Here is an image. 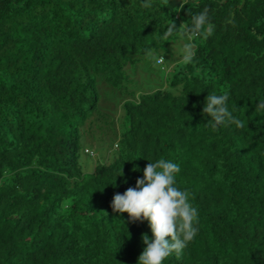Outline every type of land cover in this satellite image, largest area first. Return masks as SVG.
Instances as JSON below:
<instances>
[{
	"label": "trees",
	"instance_id": "trees-1",
	"mask_svg": "<svg viewBox=\"0 0 264 264\" xmlns=\"http://www.w3.org/2000/svg\"><path fill=\"white\" fill-rule=\"evenodd\" d=\"M204 9L209 34L164 36ZM183 38L194 58L183 47L138 86L149 51ZM223 92L244 127L209 123L206 97ZM262 104L264 0H0V264H138L148 222L111 204L160 158L199 211L163 264H264Z\"/></svg>",
	"mask_w": 264,
	"mask_h": 264
},
{
	"label": "clouds",
	"instance_id": "clouds-1",
	"mask_svg": "<svg viewBox=\"0 0 264 264\" xmlns=\"http://www.w3.org/2000/svg\"><path fill=\"white\" fill-rule=\"evenodd\" d=\"M163 2L167 4V0ZM213 28L208 10L204 9L192 16L190 25L182 23L178 30L170 21L164 36H172L176 32L206 36ZM148 55L157 64L165 63L163 54L157 56L149 51ZM194 55L193 44L186 43L184 61L190 62ZM228 100L227 92L219 95L209 93L206 97L203 113L211 117L209 123L212 127L226 122L244 127L243 121L234 117L229 110ZM260 106L264 107V104ZM180 171V165L172 160L160 158L156 162H148L143 170V178L136 181V186L128 187L123 194L117 193L113 197L111 207L114 212L126 213L133 223L147 221L150 227L152 239L147 235L142 237L146 247L139 256L138 264H163L174 253L180 255L198 234L199 211L192 203L190 192L177 186L176 177Z\"/></svg>",
	"mask_w": 264,
	"mask_h": 264
},
{
	"label": "rangeland",
	"instance_id": "rangeland-1",
	"mask_svg": "<svg viewBox=\"0 0 264 264\" xmlns=\"http://www.w3.org/2000/svg\"><path fill=\"white\" fill-rule=\"evenodd\" d=\"M184 42H185V40L183 38L181 41H179L178 44L174 45L173 50H171L170 52H162V54L164 55V59H165L164 64L158 65L152 57L149 58V61H148L149 66H146V64L143 62L141 64V66L143 67L142 70H140L136 74H133V76H132L133 79L136 81V83H138V86L140 85V86L144 87V89H146V87L149 86V85H147L149 82L153 83L154 79L158 80L159 78L160 79L164 78L167 71L170 70L169 68H171L173 65V59L180 60L179 58H180L181 53L183 51L182 49L185 45ZM132 86L135 87V84H133ZM111 143H112V141H106L104 144V143L97 141V140H91V141L86 142L85 144L89 148H92L94 150V152L96 153V157L98 159H100L101 154L106 152V149H108V148H109L108 149L109 150L108 155L109 156L111 155V153H112V150L110 148ZM103 145H104L105 149L102 148ZM80 162H81L85 172L92 170V167L94 165V159L92 157H89L85 154H81Z\"/></svg>",
	"mask_w": 264,
	"mask_h": 264
}]
</instances>
